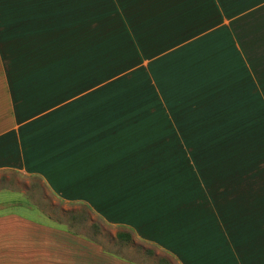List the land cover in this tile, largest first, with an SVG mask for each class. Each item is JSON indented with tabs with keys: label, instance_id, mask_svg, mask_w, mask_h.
Segmentation results:
<instances>
[{
	"label": "crops",
	"instance_id": "crops-1",
	"mask_svg": "<svg viewBox=\"0 0 264 264\" xmlns=\"http://www.w3.org/2000/svg\"><path fill=\"white\" fill-rule=\"evenodd\" d=\"M31 3L0 0V264H264V222L186 223L153 185L154 150L181 159L168 119L264 97V0H117L113 76L90 17L45 29ZM90 213L162 253L107 252Z\"/></svg>",
	"mask_w": 264,
	"mask_h": 264
},
{
	"label": "rangeland",
	"instance_id": "rangeland-1",
	"mask_svg": "<svg viewBox=\"0 0 264 264\" xmlns=\"http://www.w3.org/2000/svg\"><path fill=\"white\" fill-rule=\"evenodd\" d=\"M36 1L38 5L31 3L32 6H25L26 12L32 15L37 14L35 17L40 18L42 26L48 29L51 25H56L57 19L61 21L67 14H71L76 9L72 7L78 3L81 5L82 0ZM83 1L86 19L90 17L91 33L98 31L100 41L103 40L106 43L104 62L106 76L109 73L113 76L117 74V70L112 71L108 66L117 64V54L112 46V37L115 26H117V0ZM97 57V52L91 51V63L100 64L101 68V62L99 63ZM235 64H240V62L236 61ZM128 72L126 70L120 73L128 74ZM103 77L102 72L100 76L97 75L94 78V80L98 78L100 80L94 81L93 84L103 81ZM141 79H144V76ZM262 87H251L247 98L240 103L243 109L229 113V117L221 116L224 112L219 113L218 111L211 119L210 117L199 119L200 126L195 125L196 127L188 126L194 125L193 121L197 119H168L171 126L176 125L185 130L182 133L168 135L173 152L180 153L179 158H184V160H177L171 156L169 151L167 158H171L170 162L172 160L175 162L167 165L168 159L164 160L160 150H154V156L158 154L160 164L153 169H161L159 174L164 178L153 182V185L155 191H160L163 205H169L171 208L179 209L177 208V194H184L186 209V216L183 215L185 216L184 222L264 221V102H262L264 97L261 92ZM161 121L159 118V123H162ZM217 130L226 132L220 133ZM156 137H161V135ZM158 144L161 145V141ZM182 151L185 152L184 156L181 155ZM170 211L173 212L174 209ZM167 216L169 219L166 222L170 220V214ZM89 217L91 238L100 237L107 252L117 253L129 259L131 257L140 259L150 252L162 253L156 248L151 251L148 248L149 245L135 241L136 236L129 230H117L116 233L115 229L110 226L103 228L100 219H97L93 213H90ZM155 230L158 229L155 228ZM120 233L129 236L122 237ZM155 264L158 263L155 261ZM170 264L174 263L170 262Z\"/></svg>",
	"mask_w": 264,
	"mask_h": 264
},
{
	"label": "trees",
	"instance_id": "trees-1",
	"mask_svg": "<svg viewBox=\"0 0 264 264\" xmlns=\"http://www.w3.org/2000/svg\"><path fill=\"white\" fill-rule=\"evenodd\" d=\"M37 1L35 0V5H38L37 3H36ZM76 8V9H75ZM72 9H75V10H73L72 11V13H71V15H73L74 17H80L82 14H85V10H84V1L82 0L81 1V5H80V3H78L76 6L74 5V7H72ZM70 14V13H69ZM66 18H67V16L64 18V19H61V21H65L66 20ZM58 21H60L59 19H57V21L56 22H58ZM54 26H56V25H54ZM262 222H264V221H262Z\"/></svg>",
	"mask_w": 264,
	"mask_h": 264
}]
</instances>
